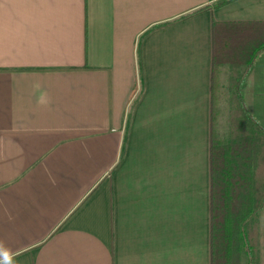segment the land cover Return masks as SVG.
<instances>
[{
    "label": "crops",
    "instance_id": "0c3cea01",
    "mask_svg": "<svg viewBox=\"0 0 264 264\" xmlns=\"http://www.w3.org/2000/svg\"><path fill=\"white\" fill-rule=\"evenodd\" d=\"M220 1L0 0V264H210L212 24L264 20Z\"/></svg>",
    "mask_w": 264,
    "mask_h": 264
},
{
    "label": "trees",
    "instance_id": "16d2710c",
    "mask_svg": "<svg viewBox=\"0 0 264 264\" xmlns=\"http://www.w3.org/2000/svg\"><path fill=\"white\" fill-rule=\"evenodd\" d=\"M228 0H221L223 3ZM264 49V20L213 22L212 102L216 76L226 72L222 97L227 129L210 126V264H259V209L264 205V127L248 111L242 87ZM226 69V70H225ZM242 257L245 261L242 262Z\"/></svg>",
    "mask_w": 264,
    "mask_h": 264
},
{
    "label": "rangeland",
    "instance_id": "374dc122",
    "mask_svg": "<svg viewBox=\"0 0 264 264\" xmlns=\"http://www.w3.org/2000/svg\"><path fill=\"white\" fill-rule=\"evenodd\" d=\"M224 82V78L222 79ZM226 111H227V104L226 102L220 98V104L218 110L215 113V127L217 131V136L223 137L226 133L227 129V120H226ZM259 234L258 239L259 243L264 241V205L259 209ZM262 255L264 256V250H261ZM245 261V257H242V262Z\"/></svg>",
    "mask_w": 264,
    "mask_h": 264
}]
</instances>
